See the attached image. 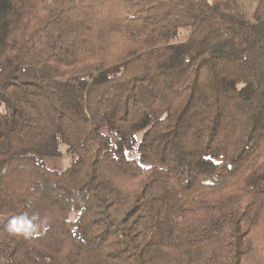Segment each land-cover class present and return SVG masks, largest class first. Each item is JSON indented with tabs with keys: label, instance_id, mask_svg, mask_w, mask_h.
Segmentation results:
<instances>
[{
	"label": "trees",
	"instance_id": "trees-1",
	"mask_svg": "<svg viewBox=\"0 0 264 264\" xmlns=\"http://www.w3.org/2000/svg\"><path fill=\"white\" fill-rule=\"evenodd\" d=\"M227 6L0 0V264H264V0Z\"/></svg>",
	"mask_w": 264,
	"mask_h": 264
},
{
	"label": "clouds",
	"instance_id": "clouds-1",
	"mask_svg": "<svg viewBox=\"0 0 264 264\" xmlns=\"http://www.w3.org/2000/svg\"><path fill=\"white\" fill-rule=\"evenodd\" d=\"M47 225V218L42 219L38 215L30 217L23 214L9 220L7 231L10 235L27 239L39 235L41 230L47 231Z\"/></svg>",
	"mask_w": 264,
	"mask_h": 264
},
{
	"label": "rangeland",
	"instance_id": "rangeland-1",
	"mask_svg": "<svg viewBox=\"0 0 264 264\" xmlns=\"http://www.w3.org/2000/svg\"><path fill=\"white\" fill-rule=\"evenodd\" d=\"M259 2L260 0H228L227 10L242 16L247 21H253ZM70 164L71 159L69 157L49 161L51 167L61 170L67 168Z\"/></svg>",
	"mask_w": 264,
	"mask_h": 264
}]
</instances>
